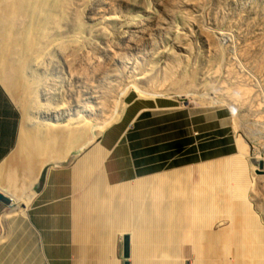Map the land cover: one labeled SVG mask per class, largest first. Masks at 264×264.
<instances>
[{
  "label": "crops",
  "instance_id": "1",
  "mask_svg": "<svg viewBox=\"0 0 264 264\" xmlns=\"http://www.w3.org/2000/svg\"><path fill=\"white\" fill-rule=\"evenodd\" d=\"M167 98L127 94L92 142L45 168L26 217L0 189V264H264L249 143ZM19 130L0 83V165Z\"/></svg>",
  "mask_w": 264,
  "mask_h": 264
},
{
  "label": "rangeland",
  "instance_id": "2",
  "mask_svg": "<svg viewBox=\"0 0 264 264\" xmlns=\"http://www.w3.org/2000/svg\"><path fill=\"white\" fill-rule=\"evenodd\" d=\"M57 33L86 53L73 71L60 54L37 70L38 99L55 108L61 126L84 115L97 129L129 93L169 97L201 123L215 111L216 136L240 135L250 145L251 197L264 220V173H254L264 159V0H70ZM0 83L20 114L8 167L21 154L24 122Z\"/></svg>",
  "mask_w": 264,
  "mask_h": 264
},
{
  "label": "bare ground",
  "instance_id": "3",
  "mask_svg": "<svg viewBox=\"0 0 264 264\" xmlns=\"http://www.w3.org/2000/svg\"><path fill=\"white\" fill-rule=\"evenodd\" d=\"M69 3L70 0H0V80L15 98L24 122L21 154L13 165L6 167L7 162L0 165V189L19 202L20 205L12 207V213L23 217L27 216L43 168L62 163L80 151L115 121L124 108L123 103L112 120H100L95 129L84 115L74 116L68 126H61L55 108L39 101V67L60 54L73 71L86 55L85 50L76 49L73 42L57 33ZM30 107L36 110L34 119L29 118ZM257 169L259 165L255 174Z\"/></svg>",
  "mask_w": 264,
  "mask_h": 264
},
{
  "label": "water",
  "instance_id": "4",
  "mask_svg": "<svg viewBox=\"0 0 264 264\" xmlns=\"http://www.w3.org/2000/svg\"><path fill=\"white\" fill-rule=\"evenodd\" d=\"M257 174H262L264 173V159L260 161L259 163V169L255 170ZM0 201L3 202L6 205H9L11 203V199L0 192ZM123 257L128 258V236L124 235L123 236ZM124 264H128L127 261L124 262Z\"/></svg>",
  "mask_w": 264,
  "mask_h": 264
}]
</instances>
